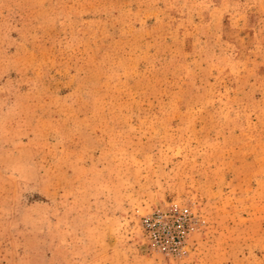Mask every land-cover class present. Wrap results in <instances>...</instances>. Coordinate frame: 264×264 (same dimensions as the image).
Masks as SVG:
<instances>
[{
	"label": "rangeland",
	"instance_id": "374dc122",
	"mask_svg": "<svg viewBox=\"0 0 264 264\" xmlns=\"http://www.w3.org/2000/svg\"><path fill=\"white\" fill-rule=\"evenodd\" d=\"M0 264H264V0H0Z\"/></svg>",
	"mask_w": 264,
	"mask_h": 264
},
{
	"label": "built area",
	"instance_id": "2783aa9c",
	"mask_svg": "<svg viewBox=\"0 0 264 264\" xmlns=\"http://www.w3.org/2000/svg\"><path fill=\"white\" fill-rule=\"evenodd\" d=\"M154 223H155V222H153V223H150V222H145V226H147V227H149V226H150V227H151L152 225H154Z\"/></svg>",
	"mask_w": 264,
	"mask_h": 264
}]
</instances>
